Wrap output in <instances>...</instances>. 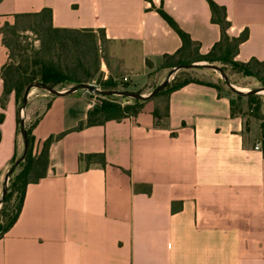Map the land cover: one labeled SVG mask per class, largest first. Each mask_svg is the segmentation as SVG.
Instances as JSON below:
<instances>
[{
  "label": "crops",
  "instance_id": "obj_1",
  "mask_svg": "<svg viewBox=\"0 0 264 264\" xmlns=\"http://www.w3.org/2000/svg\"><path fill=\"white\" fill-rule=\"evenodd\" d=\"M213 1L226 8L229 36L248 31L235 60H263L264 0ZM152 5L200 53L220 37L207 0H0V26L16 13L49 8L56 27L102 29L109 57L142 73L147 61L181 45ZM7 56L0 33V70ZM210 82L172 90L164 117L153 115L155 98L136 115L81 128L100 104L91 91L52 96L30 88L28 97L46 104L32 127V152L51 137L48 167L27 184L16 221L0 233V264H264L259 120L247 105L233 109L232 96ZM0 113L1 196L10 162L23 150L14 95L2 98L1 74ZM93 153H103L105 164L79 160Z\"/></svg>",
  "mask_w": 264,
  "mask_h": 264
},
{
  "label": "trees",
  "instance_id": "obj_2",
  "mask_svg": "<svg viewBox=\"0 0 264 264\" xmlns=\"http://www.w3.org/2000/svg\"><path fill=\"white\" fill-rule=\"evenodd\" d=\"M211 21L216 23L220 29L219 39L211 46L206 53H200L198 44L190 38V35L182 30L174 19L166 13L163 7L151 6L152 9L166 21V23L178 34L181 45L172 54H164L162 57L168 59L166 67L174 66L173 60L178 57L177 63L207 62L220 63L222 67H229L234 73H241L243 76L256 79L264 87V59L259 60L251 57L245 62L235 60L240 43L248 37L245 29L239 36L231 37L227 30L230 21L227 19L226 8L213 0H207ZM25 31L34 33L39 40L37 48L26 49L21 44L22 34ZM1 39L7 48L8 56L2 65L0 74L2 78V98L13 93L15 103L22 102L26 86L31 82H43L48 86L60 90L67 85L75 83H92L102 90L117 88V81L110 74L99 72L100 47L105 52L104 31L102 29H76L56 27L52 24V14L49 8H42L36 11L16 13L12 22H4L0 26ZM99 35V38L96 37ZM193 52V53H192ZM105 55V54H104ZM186 57V58H185ZM103 62V61H102ZM207 66H196V68ZM223 71L225 69L221 68ZM217 83H208L216 89L221 90ZM189 82H206L185 78L184 80L169 86H165L159 94H168ZM225 83V81H224ZM226 84V83H225ZM227 86V85H226ZM228 87V86H227ZM229 88V87H228ZM229 90H231L229 88ZM232 91V90H231ZM234 92V91H232ZM235 93V92H234ZM95 98L100 101L98 107L90 109L84 122H80L77 128L83 125H95L104 123L107 120H121L128 116L138 114L147 99L131 98V100L119 101L115 95L99 94L92 92ZM54 96V94H51ZM152 96V97H154ZM127 98L125 96H120ZM247 99V110L259 120L261 148L264 154V114L260 112L261 100L257 93H246L245 95L235 93L230 100L233 104L239 99ZM237 107L241 105L237 103ZM232 109V111H233ZM153 115L160 118L167 115L155 108ZM3 114L0 113V121ZM17 128L20 131L19 117L16 118ZM26 129L28 148L26 155L18 163L9 175L7 192L3 198L6 203L11 198L16 199L13 214L8 218L7 223L2 227L3 233L7 231L16 221L25 196L27 184L35 183L46 175L49 158V146L51 137L45 139L41 149L37 153L32 152L34 136L32 130ZM18 156H14L10 165ZM79 160L87 162L96 161L105 164L103 153L81 155ZM3 216V215H2Z\"/></svg>",
  "mask_w": 264,
  "mask_h": 264
},
{
  "label": "rangeland",
  "instance_id": "obj_3",
  "mask_svg": "<svg viewBox=\"0 0 264 264\" xmlns=\"http://www.w3.org/2000/svg\"><path fill=\"white\" fill-rule=\"evenodd\" d=\"M21 34H22L21 44L26 49L37 48L39 46V40L37 39V36L34 33L25 31ZM97 38H99V35H97L96 40ZM103 46L106 49H105V52L103 53L101 51L103 49L102 44H101L100 52H99L100 57H101L100 64H99V72L100 73L103 72L105 66L109 68L111 72L110 75L114 79H116L118 83L117 89H126V90L140 92L142 94H147L157 84H159L160 82L164 80L168 71L171 69L165 66L168 59L160 56L152 62L147 61L146 68H144V71L142 73L124 71L120 67V62L122 61V59H119L120 57L117 54L113 57H109L108 44L103 45ZM177 60H178V57L173 60L174 66L177 64H181V62L177 63ZM214 64L218 65L220 68L225 69L224 72L228 76L229 81L234 86L242 89L244 92H247V90H250V89L262 87V85L258 81H256V79L252 77L243 76L241 73H234L229 67L227 66L222 67L220 63H214ZM105 74H108V73L105 72ZM185 78L194 79L198 81H212L215 83H217L218 80H220L219 84L221 86V91L230 96H233V97L235 96V93L229 90V88L224 83V80L221 74L219 73V71L212 69V68H206V67L180 68L170 75L167 86L176 84L184 80ZM92 83L95 84L94 82ZM70 86L71 85H67L64 88H61L60 90L66 89ZM257 94L260 96V100H261L260 112L263 115L264 114V91H262L261 93H257ZM115 96H116L115 98L119 101L131 100L130 97L123 98V97H120L119 95H115ZM37 98L38 97H36L34 94L30 95V97H28L27 99V102L24 108L21 107L22 102L19 101L16 104V108L18 112L17 116L19 118L20 117L24 118L25 128L28 127L29 130L30 129L32 130L35 120L39 117L38 115L41 113V111L44 109L46 105L45 103H39L37 101ZM155 98H157L155 102L158 104V108L160 112L162 113L164 105H165L166 94L162 93L157 96L151 97L147 99L146 102L148 100L155 99ZM237 103L238 105L239 104L241 105V110L243 112H246L245 106L247 105V99L245 97H242L241 99H239L238 102L233 104L235 108H237ZM244 118L245 120H249V118L246 116ZM251 124H253V122H251ZM252 129H254L255 131L256 127L253 126ZM19 132H20L19 128H17V133ZM33 144H34V141H33ZM7 188H8V184H7ZM15 204H16V199L14 197L11 198L6 203H3L2 201V203L0 204V225L2 227L7 223L8 218L11 217V215L13 214V209H14Z\"/></svg>",
  "mask_w": 264,
  "mask_h": 264
},
{
  "label": "water",
  "instance_id": "obj_4",
  "mask_svg": "<svg viewBox=\"0 0 264 264\" xmlns=\"http://www.w3.org/2000/svg\"><path fill=\"white\" fill-rule=\"evenodd\" d=\"M207 66L209 68L218 70L219 73L221 74L223 80L225 81L226 85L235 93L237 94H241V95H245L246 93L252 92V93H260L261 91H264V87H258V88H254V89H250L247 90V92H244L242 89L234 86L228 79V76L226 75V73L216 64L214 63H207L205 61L203 62H192V63H181V64H177L175 66H173L167 73L166 77L164 78V80L162 82H160L159 84H157L149 93L147 94H142L140 92H136V91H131V90H126V89H111V90H102L99 89L95 84L93 83H75L73 85H71L70 87L66 88V89H62V90H58L55 88H52L50 86H48L47 84L43 83V82H31L29 83L23 93V98H22V105L21 107L24 108L28 99V93L30 88L35 87V88H41L44 90H47L48 92H50L51 94L54 95H68L71 94L77 90L80 89H86L89 90L91 92H97L99 94H106V95H119V96H125V97H130V98H139V99H148L151 98L152 96H154L155 94L159 93L168 83L169 81V77L170 75L175 72L176 70L180 69V68H193L196 66ZM19 125H20V134L22 136L23 139V150L21 152V154L14 160V162L10 165V167L8 168L5 177H4V183H3V187H2V194L0 196V204L3 201V198L6 194L7 191V181L9 178L10 173L13 171V169L18 165V163L20 161H22V159L24 158V156L26 155L27 152V148H28V141H27V135H26V129H25V121L24 118L20 117L19 118ZM2 231V226L0 225V232Z\"/></svg>",
  "mask_w": 264,
  "mask_h": 264
},
{
  "label": "built area",
  "instance_id": "obj_5",
  "mask_svg": "<svg viewBox=\"0 0 264 264\" xmlns=\"http://www.w3.org/2000/svg\"><path fill=\"white\" fill-rule=\"evenodd\" d=\"M254 147H255L256 149H257V148H260V144H259V143H256Z\"/></svg>",
  "mask_w": 264,
  "mask_h": 264
}]
</instances>
